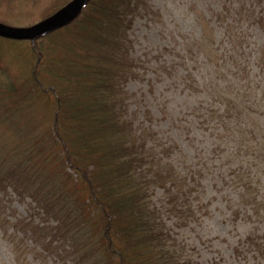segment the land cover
<instances>
[{"label": "rangeland", "instance_id": "1", "mask_svg": "<svg viewBox=\"0 0 264 264\" xmlns=\"http://www.w3.org/2000/svg\"><path fill=\"white\" fill-rule=\"evenodd\" d=\"M142 1L144 8L140 4L128 14L115 35L111 24L102 31L112 42L103 52L119 83L113 98L121 119L135 138L146 140L155 165L175 170V177L163 184L138 175L148 181L142 187L147 197L139 194L137 202L145 203L150 214H141L156 219L165 248H171L169 256H156L155 246L149 261L264 264L258 253L264 244V209L253 214L254 203L264 199V0ZM63 2L0 0V17L9 22L15 11L31 19L20 26L33 27ZM73 20L32 38L0 37V264H122L117 252L108 254L113 250L109 244L108 250L97 248L96 238H83L97 227L89 225L97 221V212L79 209L76 199L63 202L73 184L83 185L68 164L59 168L64 154L52 128L57 101L49 86L56 80L43 72L39 60L35 63L32 41L43 37L42 46L51 44L57 54L64 53L63 41L76 29ZM68 24L63 40L62 34L56 40L47 36ZM19 50L28 53L32 64ZM214 78L224 87L232 83L227 91L239 95L242 109L232 105L222 115L228 105L211 102L204 85ZM198 105L205 115L196 111ZM204 117L214 120L207 123ZM109 164L108 175L115 180ZM56 183L63 187L55 209H45L29 194L32 185L39 189ZM250 195L259 197L250 200ZM243 197L250 204L240 203ZM44 244L50 249L44 250ZM66 251L78 259L64 260Z\"/></svg>", "mask_w": 264, "mask_h": 264}, {"label": "trees", "instance_id": "2", "mask_svg": "<svg viewBox=\"0 0 264 264\" xmlns=\"http://www.w3.org/2000/svg\"><path fill=\"white\" fill-rule=\"evenodd\" d=\"M68 1L64 0L44 19L53 15ZM142 2V0H91L90 6H87L81 16L73 20L72 23L76 24V29L72 31L70 38L68 37L66 41H63L64 53L61 52L60 55L56 53V47L51 44L47 47L40 44V39L43 37L32 41L35 63L37 64L39 60V66L44 68L43 72H49L50 75L52 74V80H56V82H50L49 86H51L57 101V114L54 115L52 128L64 154L59 168L64 169L68 164L78 175L76 182L80 181L83 185V187L81 185V187H76V183L73 184L70 187L72 194L68 193L69 198H64L63 202L69 204L72 199H76L80 203L79 209L90 207L91 210L89 211L97 212L95 216L98 222L94 220L89 224H94V226L96 223L98 224L95 229L90 228L94 229L93 237L91 236L92 232H90L92 230L89 229L88 234H85L83 238L89 237L90 241L96 238L97 243H99L97 248L107 249L109 244L113 250L107 251L108 254L117 252L122 259V264H152V261H149V256L153 253L155 246L157 247L156 256H169V253L171 254V248L164 246L166 244V239L163 237L165 234L159 223L156 219H150L149 215L141 214L143 211L148 212L145 203L141 206L137 202V195L142 194L143 199L147 197V189L144 190V188L148 181H141L140 178H148L150 182L163 184L175 177V170L170 165H168L169 171L167 168L166 171L162 170L159 163L155 165L147 156L146 140L135 138L134 134L128 130L124 120L121 119L119 103L116 105L114 101L116 98H113V96H118L119 83L115 81L114 69L111 67L113 65H106L105 52H103L105 47L112 42H109L110 37L105 41L102 30L111 24L115 35L114 31L125 22L128 14L134 13L140 4H143L144 8L145 4ZM10 17L9 22L0 17V22L9 23L13 26L31 24V19L15 11L11 12ZM21 19L22 21L19 22ZM98 24L100 29L97 28ZM66 29H69V24L47 36L52 40L60 39L61 34ZM61 37L63 40L64 35L62 34ZM86 38L88 39L87 45L84 42ZM96 40L102 46H99V42L97 43ZM21 53L25 57L28 56L26 51ZM27 59L29 62L30 57ZM119 65L120 59L114 66L118 67ZM28 80L30 81V79ZM35 81L33 83H36ZM198 85L201 86L202 84L198 83L196 86L198 87ZM204 85L211 96V102L228 105L225 114L222 113V115L231 112L233 110L232 105L240 106L242 109V100L239 99V95L235 96L231 91H227L232 88V83H228L224 87L220 81L214 78V80L205 82ZM92 100L95 101L91 105ZM92 107H96V109ZM203 108L202 105H198L196 108L199 115H205ZM214 112L217 114V110ZM241 114H243L242 111L238 113L239 116ZM229 118H233L232 115H229ZM211 120L214 119L204 117L203 121L209 123ZM233 129L231 131L232 137L235 136ZM134 163L137 165V173L135 174L134 170L136 169L132 166ZM106 164L111 166L109 174L112 172L116 175L113 176L116 178L115 180L111 178V174L109 177L108 168L106 169L108 165ZM118 168H121L123 173L119 172ZM150 174H152L151 177ZM143 186L144 188H142ZM61 187L63 186L59 183L47 184L39 189L32 185L33 193H28L37 203L41 201L40 205L45 209L49 210L50 208L52 210V205L55 209L62 200V194L59 192ZM112 187L116 188L115 191L111 190ZM82 190L86 193H83ZM87 195L90 196V199ZM258 197L250 195L249 199L254 200ZM243 198L245 201L242 200ZM243 198H241L240 203L250 204L251 201L248 198ZM253 208H255L253 214L259 215L264 209V199H257ZM235 211L237 212V209ZM262 216L264 217V214ZM77 224L79 223H75V225ZM28 231L31 230L28 229ZM41 237L37 239L40 241ZM86 239L88 240V238ZM140 242H142L141 247H138ZM258 246L259 252H257L264 259V244ZM136 248L140 249L136 250ZM49 249V245L44 244V250ZM173 257L174 255H172ZM69 258L77 257L66 251L64 260ZM155 264L167 263L160 261Z\"/></svg>", "mask_w": 264, "mask_h": 264}, {"label": "water", "instance_id": "3", "mask_svg": "<svg viewBox=\"0 0 264 264\" xmlns=\"http://www.w3.org/2000/svg\"><path fill=\"white\" fill-rule=\"evenodd\" d=\"M87 0H72L67 6L52 18L27 29L11 28L0 24V35L8 38L24 39L32 38L52 31L75 16Z\"/></svg>", "mask_w": 264, "mask_h": 264}, {"label": "bare ground", "instance_id": "4", "mask_svg": "<svg viewBox=\"0 0 264 264\" xmlns=\"http://www.w3.org/2000/svg\"><path fill=\"white\" fill-rule=\"evenodd\" d=\"M67 6V4L63 5L60 9L56 10L55 13L53 15H51L49 18H52L54 15H56L58 12L62 11L65 7ZM77 16V14L75 16H73L69 21H72L75 17ZM67 21V22H69ZM1 25L7 26V27H11V28H17V29H27L29 27H22V26H13L9 23H5V22H0ZM31 27V26H30ZM1 38H4V36H1ZM33 45V44H32Z\"/></svg>", "mask_w": 264, "mask_h": 264}]
</instances>
